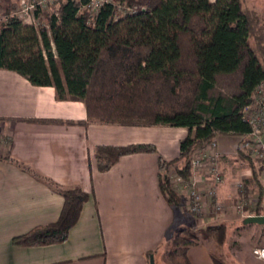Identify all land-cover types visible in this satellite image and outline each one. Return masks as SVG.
<instances>
[{
	"label": "trees",
	"instance_id": "16d2710c",
	"mask_svg": "<svg viewBox=\"0 0 264 264\" xmlns=\"http://www.w3.org/2000/svg\"><path fill=\"white\" fill-rule=\"evenodd\" d=\"M86 0H57L34 12L36 24L16 14V0H1L7 18L0 23V68L13 70L37 86H52L58 100H79L90 122L120 125H168L187 128L178 155H158V185L166 201L180 198L170 182L173 169L191 176V159L218 135L243 136L250 125L242 110L264 82V63L252 46L253 12L240 0H106L97 10ZM134 8L133 11H125ZM120 10L123 13H120ZM134 152H156L153 143L101 145L99 170ZM237 155L250 169L239 193H257L264 202L262 168L247 153ZM31 172L64 199L58 219L32 227L13 238L21 245L66 240L89 194L79 187H61ZM253 183V185H252ZM223 244L226 225L199 231ZM201 242L196 231L182 227L167 242L168 264H191L190 246ZM214 264H224L210 253Z\"/></svg>",
	"mask_w": 264,
	"mask_h": 264
},
{
	"label": "crops",
	"instance_id": "0c3cea01",
	"mask_svg": "<svg viewBox=\"0 0 264 264\" xmlns=\"http://www.w3.org/2000/svg\"><path fill=\"white\" fill-rule=\"evenodd\" d=\"M0 264H165L161 249L183 227L176 205L166 201L158 185V155H178L187 128L90 122L79 100H58L52 86H37L27 77L0 68ZM233 136V135H231ZM218 135L215 148L227 176L238 137ZM153 143L156 152H134L99 170L101 145ZM61 187L89 194L65 241L44 245L13 242L32 227L58 219L64 199L31 172ZM236 163V162H235ZM230 197L226 184L216 188ZM165 251V250H164ZM191 264H214L208 246H190Z\"/></svg>",
	"mask_w": 264,
	"mask_h": 264
},
{
	"label": "rangeland",
	"instance_id": "374dc122",
	"mask_svg": "<svg viewBox=\"0 0 264 264\" xmlns=\"http://www.w3.org/2000/svg\"><path fill=\"white\" fill-rule=\"evenodd\" d=\"M240 1L243 7L250 9L254 13V20L250 22V31L252 34L250 42L258 52L261 62L264 63V0ZM53 3L54 2L51 4ZM130 9L132 10L134 8ZM125 11H128V8H126ZM121 12L123 13L122 10H120V13ZM34 21L36 24V18H34ZM239 142L240 136L237 139L236 151L234 153L237 158L235 161L236 163L229 161L227 176L224 175V180L220 183L226 184L231 193V196L228 198L226 197V199H220L217 196L222 203L220 210H212L208 203L209 201H207V208L204 213L196 214L190 211L186 206L189 200L188 196L185 193L177 191L175 188L176 183L173 182L175 172L173 169L170 170V182L180 198V203L175 206L178 214L176 220L185 219V223H182L183 227L196 231L201 242L208 246L209 252H213L216 256H220V259L223 260L224 264H264V259L256 257L253 253L255 247H264V224L243 223V218L245 216L257 214L256 210L258 203L256 192L250 193L245 198L241 197L239 193L240 187H238V183H242L243 188L251 185L246 183V180L250 178L251 175L250 169L244 161H241L238 158L237 155V148L240 149ZM240 150L247 153L251 158L258 162L251 153L246 151L247 149L241 148ZM257 164L260 165L259 162ZM191 171L189 179L191 180L193 175L197 176L198 191H204L206 187L211 185L212 179L208 177L209 173L206 172L204 167L201 168L199 166L196 169L191 168ZM261 178L264 180V173H261ZM218 185H216V188ZM261 207V213L259 214H264V202H262ZM218 223L226 225L227 236L223 244H218L213 236L202 237V234L199 232L200 229L205 228L207 225ZM166 247L167 245L165 244L161 249V253L164 252ZM165 264H168L167 260Z\"/></svg>",
	"mask_w": 264,
	"mask_h": 264
},
{
	"label": "built area",
	"instance_id": "2783aa9c",
	"mask_svg": "<svg viewBox=\"0 0 264 264\" xmlns=\"http://www.w3.org/2000/svg\"><path fill=\"white\" fill-rule=\"evenodd\" d=\"M17 16L26 23L35 24L34 12L38 8H43L57 0H16ZM106 0H86L83 7L91 11L97 10L98 7ZM129 11H133L128 8ZM7 18L3 12L0 0V23ZM252 101L246 105L243 110V118L250 125V131L240 136V149H247L255 159L259 162L262 173H264V82H262L254 91ZM8 142L4 134L0 133V144ZM215 140L206 146L197 150L191 159V168L204 167L208 172V177L212 179L211 185L206 187L204 191H198L197 176L193 175L190 179H185L181 175L175 173L173 182L176 183L175 188L178 192L185 193L188 196L187 208L196 214H202L207 208V201L212 210H220L221 201L217 198L216 185L224 180V174L221 169V162L225 158V154L215 148ZM198 175V174H197ZM199 177V175H198ZM172 181V179H171ZM240 190H243V184L238 183ZM253 253L256 257L264 259V247H255Z\"/></svg>",
	"mask_w": 264,
	"mask_h": 264
},
{
	"label": "water",
	"instance_id": "95a60500",
	"mask_svg": "<svg viewBox=\"0 0 264 264\" xmlns=\"http://www.w3.org/2000/svg\"><path fill=\"white\" fill-rule=\"evenodd\" d=\"M243 223H258L264 224V214H252L243 218Z\"/></svg>",
	"mask_w": 264,
	"mask_h": 264
}]
</instances>
